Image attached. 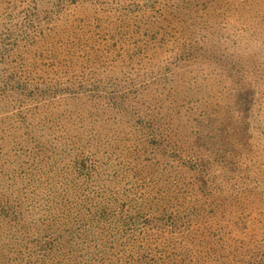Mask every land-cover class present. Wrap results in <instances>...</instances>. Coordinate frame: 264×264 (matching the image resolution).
<instances>
[{
  "label": "rangeland",
  "instance_id": "1",
  "mask_svg": "<svg viewBox=\"0 0 264 264\" xmlns=\"http://www.w3.org/2000/svg\"><path fill=\"white\" fill-rule=\"evenodd\" d=\"M0 264H264V0H0Z\"/></svg>",
  "mask_w": 264,
  "mask_h": 264
},
{
  "label": "trees",
  "instance_id": "2",
  "mask_svg": "<svg viewBox=\"0 0 264 264\" xmlns=\"http://www.w3.org/2000/svg\"><path fill=\"white\" fill-rule=\"evenodd\" d=\"M132 223H135V222H132Z\"/></svg>",
  "mask_w": 264,
  "mask_h": 264
}]
</instances>
